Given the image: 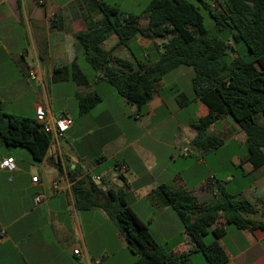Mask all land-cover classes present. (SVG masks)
I'll use <instances>...</instances> for the list:
<instances>
[{"label":"crops","instance_id":"obj_1","mask_svg":"<svg viewBox=\"0 0 264 264\" xmlns=\"http://www.w3.org/2000/svg\"><path fill=\"white\" fill-rule=\"evenodd\" d=\"M39 1L0 0L4 112L35 118L36 106L42 104L51 115L69 116L71 98L80 92L98 94L101 101L82 115L75 108L78 117L72 119V127L50 145L41 162L0 139V164L8 157L15 158L16 164L14 172L0 168V264H94L96 259H101L100 264H134L113 219L100 207L77 206L71 176L84 180L86 189L92 180L103 191L124 192L155 241L177 253L189 251L193 244L175 219L163 188L187 191L202 205L213 204L222 189H231L230 194L257 205L259 213L253 218L264 221V165L254 168L249 161L246 135L239 125L229 116L222 117L206 131L207 137L222 144L209 150L194 145V126L209 114V108L195 98L193 87L182 86L185 72L174 73L177 68L170 72L171 79L164 76L143 110L102 84V77L95 73H91L95 87L87 79H77L84 71L78 63L82 48L76 36L105 25L102 4L121 11L117 0L114 4L112 0ZM133 43L153 49L152 62L157 61L160 39L137 36L123 46L114 34L101 48L136 68L137 61L146 63L150 56L144 53L145 60H137ZM31 71L37 80L30 79ZM179 93L187 95L189 102L179 105ZM76 100L80 108V99ZM185 148L188 157L183 156ZM230 148V154L224 153ZM39 194L43 198L36 204ZM223 225V221L217 224ZM224 228L229 242L222 238L220 244L228 264H264L263 229L230 233ZM75 250L84 257L76 256Z\"/></svg>","mask_w":264,"mask_h":264},{"label":"trees","instance_id":"obj_2","mask_svg":"<svg viewBox=\"0 0 264 264\" xmlns=\"http://www.w3.org/2000/svg\"><path fill=\"white\" fill-rule=\"evenodd\" d=\"M101 11L105 25L81 32L76 38L83 57L97 73L102 72L119 96L143 110L164 76L181 66L190 67L194 70L195 98L209 108V114L194 126V145L203 150L220 146L222 142L207 137L206 131L217 120L230 116L246 135L249 161L254 168L264 165V0H152L143 15H124L122 20L115 18L121 14L115 6L102 4ZM142 17L148 20L145 26L140 23ZM114 34L123 46L137 36L160 39L157 61H137L135 68L113 57L101 44ZM177 99L179 105L189 102L184 93ZM100 101L98 94L81 98L80 112L91 110ZM0 139L10 148L26 149L35 162L45 158L51 145L50 134L35 118L7 114L1 104ZM75 177L70 180L77 206L100 207L116 221L135 257L134 264H194V253L201 254L206 264H228L220 244L226 225L264 230V221L253 218L259 213L257 205L225 189L213 204L202 205L187 191L163 188L166 201L193 244L187 252H173L155 241L124 192L103 191L92 180L86 189L85 181ZM220 221L223 227L217 226Z\"/></svg>","mask_w":264,"mask_h":264},{"label":"rangeland","instance_id":"obj_3","mask_svg":"<svg viewBox=\"0 0 264 264\" xmlns=\"http://www.w3.org/2000/svg\"><path fill=\"white\" fill-rule=\"evenodd\" d=\"M152 0H117L116 2L118 3L119 6H121V14L115 16V18L119 19V20H122L123 19V16L124 15H135V16H141L143 15L144 11L146 10V8L148 7V5L150 4ZM216 5H219L218 4V1H215L214 2ZM111 4H114V0L111 1ZM207 15V14H206ZM147 18L146 17H142L141 20H140V23L142 25H146L147 24ZM207 24L209 25L210 24V20H209V17L207 15ZM133 46L131 47V50L135 53L136 57L138 58V60H145L143 59V54L144 53H148L149 54V61H146V62H152L155 58V52L153 49H150V50H147V49H144V48H141L139 47L138 45H136V43H133L132 44ZM82 53V50H80L79 52V59H78V63L80 64L81 66V70L84 71L82 73V76L78 77L77 76V79H79L80 81L83 80V79H87L89 80V83L91 85H94V81L91 80V73H95L96 76H101V71L100 72H96L95 69L93 68V66L91 65V63L89 61H87L83 55L81 54ZM178 72H174V73H179V74H182L183 72H185L184 76H182V79L180 80V83L182 84V86L184 88H187V90L192 89V78L194 76V70L190 67H186V66H181L179 67V69L177 70ZM192 73L190 74V79L188 78L187 76V72ZM173 74H168L166 75V80H169L171 79L173 76H171ZM192 75V76H191ZM102 84H105L107 85L108 87H110L111 89L114 90V88L109 85L102 77ZM92 81V83H91ZM96 85H94L95 87ZM89 95H87L86 93L84 92H80L77 96H73L74 97V100L71 98V102H70V106H73V108H71L69 110V117L71 119H76L78 117L77 114L74 113V110L75 108L79 111V115H80V108H79V104H78V101L76 99H81V98H84V97H87ZM91 96V95H90ZM76 98V99H75ZM76 100V101H75ZM76 103H77V106H76ZM82 115V113H81ZM230 117V116H229ZM80 118V117H79ZM231 119H233L232 117H230ZM234 120V119H233ZM20 149H23V150H26L24 148H20ZM22 151V150H21ZM241 151V150H240ZM227 152L230 154V152H232V148H230L228 151H224V153ZM238 154H241L243 151H241L239 153V151L237 150ZM219 181H222V176H220L218 178ZM228 193L231 191L230 190H227ZM261 211L264 212V208H261ZM172 213L175 217V219L178 221V223L180 225H182V222L180 221V219L178 218L176 212L174 210H172ZM114 221V220H113ZM115 225H117L116 221H114ZM221 221L218 223L220 224ZM118 227V225H117ZM226 228L231 232H234V233H238L240 230L234 226V225H226ZM223 241L224 242H229V239H228V235H224L223 237ZM127 252V255H129L131 257L132 260L135 259V257L129 252V250H126ZM193 261H194V264H206V261L204 259V257L201 255V254H194L193 255Z\"/></svg>","mask_w":264,"mask_h":264},{"label":"built area","instance_id":"obj_4","mask_svg":"<svg viewBox=\"0 0 264 264\" xmlns=\"http://www.w3.org/2000/svg\"><path fill=\"white\" fill-rule=\"evenodd\" d=\"M40 4H43V0L39 1ZM29 77L32 81L37 80V75L35 71H31L29 73ZM35 119L37 123L42 127L45 133L50 134L51 136V144H54L55 141L61 140L65 134L70 130L72 127L73 121L67 115H58L54 116L47 112V109L44 105L38 104L35 109ZM183 156H189L188 148L183 150ZM0 168L2 170H6L9 172H14L16 170L15 158L8 157L2 161L0 164ZM99 180L100 178L97 177ZM37 177H33V182H37ZM57 184H55L56 186ZM43 198L42 194H39L35 197V203H40L41 199ZM74 254L80 258H83L84 255L81 253L80 250H75ZM101 259H96L94 264H100Z\"/></svg>","mask_w":264,"mask_h":264}]
</instances>
